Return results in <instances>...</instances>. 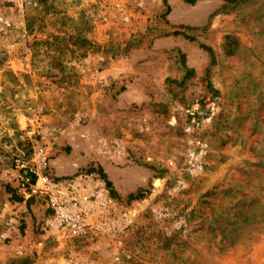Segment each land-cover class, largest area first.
<instances>
[{
    "label": "rangeland",
    "instance_id": "1",
    "mask_svg": "<svg viewBox=\"0 0 264 264\" xmlns=\"http://www.w3.org/2000/svg\"><path fill=\"white\" fill-rule=\"evenodd\" d=\"M39 145L93 236L20 190ZM0 264H264V0H0Z\"/></svg>",
    "mask_w": 264,
    "mask_h": 264
},
{
    "label": "built area",
    "instance_id": "2",
    "mask_svg": "<svg viewBox=\"0 0 264 264\" xmlns=\"http://www.w3.org/2000/svg\"><path fill=\"white\" fill-rule=\"evenodd\" d=\"M49 157L47 146L39 145L27 160H15L20 190L45 202L48 227L60 240L70 242L93 236L98 223L89 217L97 212L99 193H90L79 181L53 180L48 174Z\"/></svg>",
    "mask_w": 264,
    "mask_h": 264
},
{
    "label": "trees",
    "instance_id": "3",
    "mask_svg": "<svg viewBox=\"0 0 264 264\" xmlns=\"http://www.w3.org/2000/svg\"><path fill=\"white\" fill-rule=\"evenodd\" d=\"M186 3H192V0H184Z\"/></svg>",
    "mask_w": 264,
    "mask_h": 264
}]
</instances>
